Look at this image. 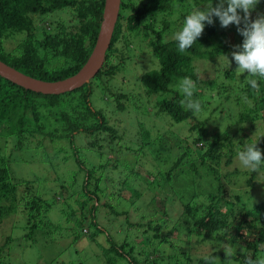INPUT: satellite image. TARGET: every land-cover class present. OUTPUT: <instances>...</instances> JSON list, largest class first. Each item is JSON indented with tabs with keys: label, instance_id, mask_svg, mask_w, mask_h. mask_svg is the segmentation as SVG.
Listing matches in <instances>:
<instances>
[{
	"label": "trees",
	"instance_id": "trees-1",
	"mask_svg": "<svg viewBox=\"0 0 264 264\" xmlns=\"http://www.w3.org/2000/svg\"><path fill=\"white\" fill-rule=\"evenodd\" d=\"M201 2L121 0L103 65L93 78L73 90L59 94L36 92L0 75V137L8 140L15 136L17 148L42 154L38 162L49 172L42 176L37 174V188L34 187L35 178H16L10 168L9 157L2 153L3 147L0 146V223L19 210V183L24 186L21 197L27 196L22 209L26 211L28 223H33L26 233L30 240H35L34 227L38 226L34 218L41 223L38 216L47 212L59 198L67 205L73 206L74 202L79 205L80 209L73 208V211L74 214L82 211L80 217L77 216V223L82 229L89 221L100 227L97 218L103 195L109 196L110 201L105 206L109 207L110 213L129 216V209L121 212L116 209L117 203H113L118 197L119 205L120 193L116 197L106 193L108 181H113V178L104 181L103 176L97 175V169L107 168L110 159L99 165L91 163L86 157L87 150L99 151L97 155L101 156L106 155V150L115 154L122 152L123 145L119 142L123 136L119 134L117 124L111 121L112 113L108 114V110L123 114L130 109L129 104H139L138 96L149 101L143 104L147 108L150 98L154 97L152 115L163 121V125L153 121L154 126L149 128L146 127V120L132 119L133 126L137 125L139 130L136 139L130 136L126 139L128 145L125 150L130 151L129 155L134 160L129 163L127 157H115L114 163L109 165L113 170L118 169L121 188L126 185L139 196L143 189L140 184H145L147 188L151 186L156 191L169 192L170 188L178 195L181 208L172 207L168 211L163 207L165 210L160 213L156 207V212L154 209L151 214L149 212L146 223H137L145 233H152L154 240L147 246L151 248L157 240L156 248L160 250V245L167 243L174 254L168 257L170 264H245L248 258L255 261L264 257V187H261L262 199L258 203L256 199L249 201V196L239 193L230 197L221 178L222 171L231 173L236 170L240 174L243 169H248L232 164L238 157V151L243 150L242 146L251 142L250 135L246 137V133H256L264 127V79L258 80L257 93L246 84V74L243 78L237 76L233 59L234 65L220 59L225 53L232 58L235 46L243 42L244 38L235 24L229 25L227 31L219 32L221 25L214 17L213 24L205 23L197 42L184 52L179 51L174 38H168L173 25L170 18L177 11L185 18L194 9L203 8L211 2L215 5L217 0ZM105 4L106 0H0V60L45 81H59L77 74L97 45ZM253 12L264 13V0H260ZM40 20L43 23H39ZM12 37L20 39L12 50H8L6 40ZM132 38L143 43L158 65L141 74L134 89L138 92L135 96L129 92L114 93L111 86L112 79L128 58L127 49L137 47L131 42ZM122 41L127 43L124 51L123 45H117ZM202 59L216 64L208 78L197 70V63ZM184 77H190L196 84L193 99L201 102L199 114L194 115L181 106L183 94L177 85ZM97 96L106 100L105 107L96 103ZM141 107L136 110L140 111ZM165 124L173 128L161 129ZM154 128L156 132L152 134ZM262 135L261 141H257L259 135L258 139L252 138L258 148L264 147V132ZM39 136L43 140L36 141ZM45 137L57 148L52 154L43 144ZM88 137H91L90 141L86 140ZM147 152L156 163H150L149 174L142 176L136 163L148 157ZM59 159H63L64 163ZM87 163L93 166V172ZM144 164L147 165V160ZM61 165L66 168L59 176H65L69 184L51 179L50 170L57 173ZM224 166L232 169L225 171ZM260 169L264 170V164ZM254 179L255 175L249 182ZM178 180L182 181L181 185H189L190 189L176 188L174 184ZM63 190L70 191V196L65 197ZM39 192L52 197H43ZM90 202L92 204L86 208ZM142 203L143 207H147L145 202ZM152 204L156 206L153 200ZM59 209L66 213L65 206ZM85 209H88V215L84 214ZM173 211L178 212L177 216L174 215L175 219L171 215ZM129 225L133 226V223L129 222ZM124 235L125 241L120 244L109 233L108 242L111 245L108 251L115 250L118 260H128L121 261V264H141L133 254V247L126 249L130 234L126 232ZM195 236L199 241L212 244L209 254L200 257L191 255L197 248L196 241H192ZM225 243L237 246L239 250L226 257L223 250ZM150 250L146 249V254L151 253ZM5 257V247L0 246V264H6ZM108 263L117 264L110 259Z\"/></svg>",
	"mask_w": 264,
	"mask_h": 264
},
{
	"label": "rangeland",
	"instance_id": "rangeland-1",
	"mask_svg": "<svg viewBox=\"0 0 264 264\" xmlns=\"http://www.w3.org/2000/svg\"><path fill=\"white\" fill-rule=\"evenodd\" d=\"M188 3H191L193 0H186ZM190 1V2H189ZM203 3L206 0H201ZM139 2V0H138ZM201 2V4H203ZM181 8V4L179 6ZM256 12H253L251 14L252 17H257ZM264 14V13H263ZM181 15V12L177 11L170 19L173 21L172 28L169 30L167 36L168 38L172 39L174 38V33L176 31H179L183 25L184 19ZM39 23H43L42 20L38 21ZM227 28H219V32L227 31ZM20 37H17L16 39L14 37L9 38V40H6V47L8 50H12L16 45ZM136 39V38H135ZM134 45L133 50L127 49V60L122 64V68L119 72H117L116 76L112 79L111 83H113V92L114 93H120V92H129L131 95L135 96L134 94H137L138 92H135L136 85L140 81V76L143 72L150 70L152 68H155L157 65L156 60L153 58V56H150L151 53L143 43L138 42L137 40H134L132 38L131 41ZM126 42L122 41L118 43L117 45L120 47L123 45V51L126 47ZM133 48V47H132ZM224 60V62L232 64V58L228 56L226 53L224 54L223 58H220ZM223 62V61H222ZM156 65V66H155ZM215 63L207 62V59L199 60L197 63V70L203 73V77L208 78L209 75H212L214 72ZM234 65V64H232ZM155 66V67H154ZM218 68H222L221 65ZM237 67V65H234V69ZM239 78H243V75L237 74ZM135 89V90H134ZM108 98V97H107ZM96 103L100 107L106 106V100L102 98L96 97ZM138 105L133 106V104H129V110L126 112H123L121 114L120 111L112 112L108 110V114L112 113L110 116L111 121L115 122L117 124V127L119 129V134L123 136V139L119 142L123 145L122 152L118 153H112L110 151L106 150V155H97L99 151H95L94 149L89 148L87 150L86 157L89 158L91 163H95L99 165L100 162H103L104 160L110 159L108 167L105 169H97L98 174L100 176H103L104 181L110 180V178H113V181H108V187L106 193H109L110 196L116 197L118 196V193H120L121 200L118 205V197L114 198L113 203L116 204V209L123 212L127 209L130 210L129 216L122 213L120 216H116L117 214H112L109 211V207L107 208V202L109 200V196L103 195L100 200V206L99 208L100 213L99 217L97 218V221L99 222V228L88 222L85 223L84 228L82 229V226L77 223L78 217L82 214L81 210H78L77 214H74V209H80L79 205L75 202L73 203V206L67 205V203H64L62 200L57 199L54 201L52 207L44 213H41L38 217L39 222L37 219L34 218L35 222H37V227H34V233H35V240L28 239L29 237L26 236V233L28 232V227L31 226L33 223H28V217L26 214V211L22 208H25V199L21 197L24 189V186L22 183H19L20 191L18 192L19 197V203L18 207L19 210L15 213L10 214L8 217H6L3 222L0 223V246L5 247V262L6 264H110L108 263V260H112V262H119L121 264L123 261H127V259L118 260V254L114 251L109 252L108 249L111 245L110 242H108V234L110 233L113 237V239L117 243H123L125 240V233L128 232L130 235L127 236L128 245L126 246L127 250H130L131 247H133V254L136 255L137 259L141 261V264H170L169 256H174V254L170 251L169 246H167V243H163L160 245V250L156 248L157 240L153 245L155 246H147L152 244V233L144 232V228L137 223L142 222L146 223L149 219V215L151 212H156V207H158L160 210H158L160 213L163 212V207L167 208L169 211V208L177 207V209L181 208L180 201L177 198L178 195L175 194V192H172L169 188L168 191H163L157 189H151V186L147 188L145 184H140V187L142 189L141 195H137L136 192H133L127 188L126 185H122L121 188V179H119L118 169L113 170L111 166H109L111 163H114L115 157H120V159H123L124 157H127L126 160L129 161V163L134 160V157L130 154L127 149L125 150L126 146L128 145V141L126 139L135 138L136 139V132H138V126H133V123L131 122L132 119H136V121L139 119L141 121H145L146 127H153L155 121L157 124L160 122V119L157 117H153L152 114H154V103L155 99L154 97L150 98V104L147 108L143 106V104H147L149 101L146 99L141 98L140 96L137 97ZM122 101H126V99H122ZM142 106V107H141ZM141 107L142 109L140 111H137L136 108ZM135 108V109H134ZM134 109V110H133ZM137 114H136V113ZM148 117L149 119L145 118ZM155 116V115H154ZM145 119H144V118ZM138 118V119H137ZM155 118V120H154ZM130 121V122H129ZM163 121L160 122L161 125ZM260 126H263L260 124ZM164 127V128H163ZM161 129H171L173 128L172 125L165 124ZM169 127V128H168ZM156 128L153 129L151 132L152 134H155L154 132ZM182 131V130H181ZM184 132V131H182ZM181 132V134H183ZM264 127H260V130H258L256 133L247 132L246 137L249 135V139H251V142L247 143H254L255 141L253 139H258L257 141H261L263 137ZM128 133V134H126ZM261 134V138H260ZM259 135V137H258ZM256 136V137H255ZM111 137V136H109ZM258 137V138H257ZM91 137H88L86 140L90 141ZM37 139H42V136H39ZM170 140V139H169ZM168 140V141H169ZM43 144L46 146L47 150L52 153L55 152L57 149L54 147V143L49 140L48 137L44 138ZM244 144L242 146V149L247 145ZM105 145H108V143H105ZM0 146H2V153L6 155V157H9L10 161V168L12 170V173L16 176V178H32L34 179L37 177V174H40L42 176L43 173H49L48 169H44V166L38 162V158L42 154L35 153L32 150H25V149H19L16 147L15 144V136H11L8 138V140H5V138L0 137ZM57 146V145H56ZM136 147V145H135ZM145 147L144 149H146ZM97 149V148H96ZM240 149V148H239ZM262 153H264V147L259 148ZM94 151V153L92 152ZM93 153V154H92ZM148 153V152H147ZM40 154V155H39ZM63 155V152L61 153ZM62 161L63 159H59ZM147 160V165L144 164V162ZM68 161V160H67ZM56 162V161H55ZM73 164V161H70ZM143 162V163H142ZM141 163H136V167H138L139 171L141 172L142 176L149 174V166L154 165L156 163L154 161V158L151 154L148 153V157H145V159L142 160ZM29 163V165H28ZM88 164V163H87ZM239 164L242 168L243 166L240 164L238 157L235 158V161L232 165ZM90 166V163L88 164ZM225 171H230L232 168L228 166H224ZM66 166L61 165L60 169L56 172H53L50 170L51 179L57 180L59 183H68V180L65 178V176L60 177L59 175L62 174V171H65ZM91 169L90 171H94L92 168L93 166L88 167ZM87 170H85L86 173ZM222 171V169H221ZM123 172V171H122ZM223 174L221 175L223 183L227 186L228 194L230 197H234L235 193H239L244 195L245 197H250L249 201H251V198L253 200L256 199V201L259 203V200L262 199V194L260 193L261 187H264V170L259 169L257 172H253L251 169H243V172L240 174L236 173L235 171H232L231 173H226L222 171ZM124 173V172H123ZM69 175L68 173H66ZM255 175V179L251 182L250 179L252 176ZM43 178V177H42ZM213 178V177H211ZM17 182H20V180H16ZM211 181V180H210ZM35 185L34 187L37 188L38 179L35 178ZM138 183V182H137ZM249 183V184H247ZM182 181L178 180L177 183H175V187L179 190L190 189L189 185H181ZM41 186V185H40ZM146 187V188H145ZM210 187V186H209ZM178 190V191H179ZM64 196L69 197L70 191H64ZM42 194L43 197L51 198L52 196L47 194L46 196L39 192V194ZM105 193V194H106ZM160 193V194H159ZM157 194V195H156ZM20 195V196H19ZM21 197V198H20ZM155 198V200H154ZM177 198V199H176ZM152 200L154 203H156V206H153ZM144 205H147V207H143ZM200 202V200H199ZM149 205H148V204ZM92 202L88 203V207ZM253 205L255 203H252ZM65 206L66 213L59 209V207ZM82 209V208H81ZM151 210V211H150ZM86 215H88V209H85L84 211ZM150 212V214H149ZM177 211L171 212V215L175 219L177 214ZM176 215V216H174ZM78 216V217H77ZM158 216V214L156 215ZM127 217H129V221H127ZM148 217V218H147ZM88 220H91L88 218ZM129 222L133 223V226L129 225ZM136 223V224H135ZM130 226V227H129ZM33 228V227H32ZM76 237L78 239L76 240ZM198 237L195 236L193 238V242L196 243V247L194 248V251L191 253L193 257H200L201 255L209 254L212 250V244L207 242H202L197 240ZM154 240V239H153ZM152 240V241H153ZM198 241V242H197ZM174 242L177 243V240H174ZM194 243V244H195ZM232 251V253H236L237 250H239V247L232 246L228 243H225L223 250L229 248ZM145 249V250H144ZM146 249H151L150 252L146 254ZM157 251V252H156ZM149 255V256H148ZM156 258V260H154ZM153 259V260H152ZM160 260V261H158ZM156 261V262H155ZM173 263V262H172ZM197 264V263H192Z\"/></svg>",
	"mask_w": 264,
	"mask_h": 264
},
{
	"label": "clouds",
	"instance_id": "clouds-1",
	"mask_svg": "<svg viewBox=\"0 0 264 264\" xmlns=\"http://www.w3.org/2000/svg\"><path fill=\"white\" fill-rule=\"evenodd\" d=\"M259 3L260 0H217L215 5L211 2L203 8L194 9L186 15L181 29L174 33L179 51L184 52L197 42L205 23L213 24L214 17L219 19L222 28L235 24L238 33L244 38L242 44L235 46L231 53L237 65L235 71L241 75L246 74V84L258 93V80L264 79V14H257L254 20L251 14ZM177 88L183 94L181 106L194 115L199 114L202 105L199 100L193 99L195 82L190 77H184L178 82ZM244 100L247 101L246 96ZM237 156L240 164L253 172L259 171L264 164V153L257 147V143L247 144L243 150L238 151ZM225 254L226 257L232 255L230 246L225 249ZM245 264H264V257L255 261L248 258Z\"/></svg>",
	"mask_w": 264,
	"mask_h": 264
},
{
	"label": "water",
	"instance_id": "water-1",
	"mask_svg": "<svg viewBox=\"0 0 264 264\" xmlns=\"http://www.w3.org/2000/svg\"><path fill=\"white\" fill-rule=\"evenodd\" d=\"M121 0H106L103 21L93 54L75 75L59 81H45L27 75L0 60V75L36 92L59 94L82 86L93 78L104 63L119 15Z\"/></svg>",
	"mask_w": 264,
	"mask_h": 264
}]
</instances>
